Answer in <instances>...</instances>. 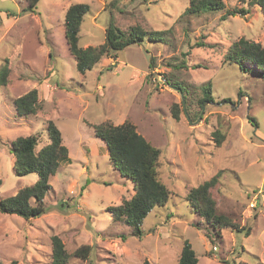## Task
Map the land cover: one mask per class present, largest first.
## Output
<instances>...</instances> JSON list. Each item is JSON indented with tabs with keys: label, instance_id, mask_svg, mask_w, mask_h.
Instances as JSON below:
<instances>
[{
	"label": "rangeland",
	"instance_id": "rangeland-1",
	"mask_svg": "<svg viewBox=\"0 0 264 264\" xmlns=\"http://www.w3.org/2000/svg\"><path fill=\"white\" fill-rule=\"evenodd\" d=\"M224 1V10L184 14L189 0H39L35 11L25 10L26 0H0V69L6 59L11 68L7 85H0V199L38 180L36 172L14 171L18 136L36 134L43 146L51 119L70 157L51 177L45 214L26 219L0 212V264H51L54 234L72 254L67 264H180L185 240L199 264L264 262V77L226 59L241 37L264 44V13L254 6L223 19L227 9L248 5ZM75 2L90 5L81 47L104 43L111 22L164 34L146 35L82 73L65 38V13ZM208 83L213 100L202 104ZM33 88L39 110L19 116L14 100ZM126 120L160 149L159 176L171 191L146 217L141 237L112 220L109 207L132 197L134 183L112 164L93 127ZM218 172L212 195L240 232L214 231L188 203L189 190ZM83 244L93 246L90 257L73 256Z\"/></svg>",
	"mask_w": 264,
	"mask_h": 264
},
{
	"label": "trees",
	"instance_id": "trees-1",
	"mask_svg": "<svg viewBox=\"0 0 264 264\" xmlns=\"http://www.w3.org/2000/svg\"><path fill=\"white\" fill-rule=\"evenodd\" d=\"M25 10L35 11L39 0H26ZM248 3L246 6L227 9L223 19L228 16H245L251 8L259 6L264 13V0H241ZM226 9L224 0H189L184 14H195L206 11H220ZM90 10V5L84 2L72 3L65 13V38L69 50L76 61L77 69L86 73L94 67L103 57H115L118 50L128 44L141 42L146 35L151 40L164 34L163 31H147L141 25L125 31L114 27L112 22L107 29L106 40L99 45L81 47L80 31L84 16ZM230 63H236L242 71L252 72L264 77V44L241 37L232 43L226 55ZM150 67H156L155 57L151 59ZM11 68L6 59L0 69V85H7ZM168 79V78H167ZM171 80L170 78L168 79ZM178 87L184 93L186 87L179 83ZM211 84L204 85L201 103L213 100ZM19 116H30L38 112L40 107L38 89L33 88L14 100ZM172 116L179 120L180 108L177 103L171 106ZM254 120L255 118L252 117ZM95 133L102 138L108 146L109 157L112 164L123 177L130 178L134 183L135 193L132 197L124 199L122 203L109 207L113 221H124L132 226L131 234L141 237L142 225L148 214L157 206L164 205L170 198L171 191L159 176L160 149L152 145L129 120L121 124L109 121L95 124ZM49 141L40 147V138L36 134L20 135L12 144L11 152L14 155V171L17 175H26L32 172L38 174V180L20 188L16 194L0 199V212L18 214L26 219L39 217L47 212L44 202L46 195L52 189L51 177L54 176L65 161H69V149L64 144L62 132L53 120L47 124ZM220 142V140H218ZM220 172L203 183L192 187L187 200L191 209L202 217L214 231L224 228L243 229L224 213H220L212 189L218 184ZM2 179L0 178V186ZM34 202V203H32ZM196 226L199 223L195 224ZM247 230V234H249ZM126 239L127 235H119ZM93 246L83 244L77 247L73 256L87 259L93 252ZM71 253L68 252L61 236H51V264H67ZM227 262V261H226ZM180 264H199V258L189 240H185L179 256ZM144 264H150L145 261ZM227 264H249L245 262H227ZM251 264H264L256 262Z\"/></svg>",
	"mask_w": 264,
	"mask_h": 264
},
{
	"label": "water",
	"instance_id": "water-1",
	"mask_svg": "<svg viewBox=\"0 0 264 264\" xmlns=\"http://www.w3.org/2000/svg\"><path fill=\"white\" fill-rule=\"evenodd\" d=\"M163 79H165L164 81H166V82H168L169 84H171V83L169 82V80H168L167 78H165L164 76H163ZM173 87L181 91V89H180L179 87H176V86H174V85H173Z\"/></svg>",
	"mask_w": 264,
	"mask_h": 264
},
{
	"label": "built area",
	"instance_id": "built-area-1",
	"mask_svg": "<svg viewBox=\"0 0 264 264\" xmlns=\"http://www.w3.org/2000/svg\"><path fill=\"white\" fill-rule=\"evenodd\" d=\"M215 248L217 249L218 247L215 246Z\"/></svg>",
	"mask_w": 264,
	"mask_h": 264
},
{
	"label": "crops",
	"instance_id": "crops-1",
	"mask_svg": "<svg viewBox=\"0 0 264 264\" xmlns=\"http://www.w3.org/2000/svg\"><path fill=\"white\" fill-rule=\"evenodd\" d=\"M17 98V97H16Z\"/></svg>",
	"mask_w": 264,
	"mask_h": 264
}]
</instances>
